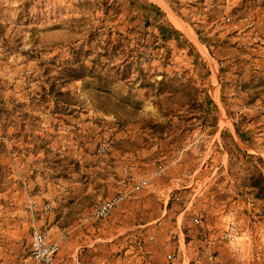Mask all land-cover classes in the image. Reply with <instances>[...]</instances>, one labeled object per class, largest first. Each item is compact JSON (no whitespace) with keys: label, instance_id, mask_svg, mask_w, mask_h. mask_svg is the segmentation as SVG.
I'll use <instances>...</instances> for the list:
<instances>
[{"label":"rangeland","instance_id":"1","mask_svg":"<svg viewBox=\"0 0 264 264\" xmlns=\"http://www.w3.org/2000/svg\"><path fill=\"white\" fill-rule=\"evenodd\" d=\"M153 2L0 0V264H39L35 229L87 233L82 219L169 196L163 230L115 232L106 259L149 264L157 238L170 264H264V204L242 197L264 180V0ZM70 63L93 74L66 83Z\"/></svg>","mask_w":264,"mask_h":264},{"label":"crops","instance_id":"2","mask_svg":"<svg viewBox=\"0 0 264 264\" xmlns=\"http://www.w3.org/2000/svg\"><path fill=\"white\" fill-rule=\"evenodd\" d=\"M152 1H154L153 4L156 5V1L158 2L159 0H152ZM157 5L159 7V4ZM164 11L166 13V10ZM146 15L148 14L146 13ZM171 16H173L172 12L170 13V18ZM172 23L174 24L173 21ZM175 26L173 28L174 32L175 34L179 35V33H181L179 29L181 30H184V29H182L179 26L178 27L177 26L175 27ZM156 30H157L158 36L161 39L170 40L169 37L167 36L169 33V30L167 28L159 26V28H157ZM185 30L190 33V29L186 28ZM201 47L205 48L206 51L208 52L205 46L201 45ZM204 60L207 61L206 58ZM180 175L181 174H179V176ZM175 177L178 178L177 176ZM156 178H159V177H155V180H157ZM189 180H191V178H189L188 181ZM177 181L178 179H175V178L171 179V181L169 182V186L172 185L174 187ZM192 184H193V181L190 182L189 185L184 186L183 188L189 189ZM246 190H248L249 193L247 195H243L242 197L246 198L247 196H250L252 198L256 196L257 199L255 200L253 198L252 201L257 204L258 203L264 204V192H261L259 190V187L258 188L250 187V188H247ZM153 191L155 192L154 197L157 198V200H160V197H161L160 195H164L163 193H166V191H163L158 188ZM125 196L127 200V197H128L127 192H125ZM244 201H246V199H244ZM161 202L162 203H157L155 205L153 204V206H148L151 209V211H148V213H146L145 207L142 205L143 203L142 200H141V204H137L136 201H131V200L127 201L126 204L122 205L120 208L115 209L114 215L115 214L116 215L114 219L110 220V222L108 223L94 222V223L89 224L90 220L85 221L84 219H82L81 220L82 224L89 225V226H86L87 233H84V231L76 230L75 227L73 226L66 230L64 229L60 230L59 227H56V229H59L60 231L56 232V235L54 236L55 238H57L59 234L63 232L67 233L69 236H68V241L66 244L67 246L65 245L63 250L59 253L55 264H80L79 261L80 260L84 261V259L87 258L88 255L94 256V260H99L95 264H146L145 262H143L142 257L138 256V254L133 255L129 258H125L123 262H121L120 260L106 259L111 254L109 252L111 249L107 247L108 246L107 241H111V237L114 236V233L121 229L131 230V231L134 230L135 234L136 233L137 234L146 233V234H152V235L155 232H159L158 231L159 229L163 230L162 226L167 225V220L172 212L173 199L169 196L168 200L166 201L161 200ZM186 210L187 209H182V210H179L178 213H176L178 214V216H180L179 221L181 225L182 223L185 224L183 218H184V213L186 212ZM261 212H264V210L262 209ZM142 215L143 217H141ZM158 240L159 239L156 238L153 243L151 244L149 243V246H148V249L150 252V256H149L150 263L149 264H170V262L167 261L166 257L162 253L163 244L161 243L159 244ZM84 244L87 247H91L89 250L85 251V254H83V250L81 251V246ZM168 253L170 252L168 251ZM101 256L105 258L103 261H101V259H96ZM174 257H176V254L170 255L169 259L171 260ZM180 260L181 259L179 257V259H176L173 261V264H187L186 258L183 259V263H181Z\"/></svg>","mask_w":264,"mask_h":264},{"label":"bare ground","instance_id":"3","mask_svg":"<svg viewBox=\"0 0 264 264\" xmlns=\"http://www.w3.org/2000/svg\"><path fill=\"white\" fill-rule=\"evenodd\" d=\"M177 25L182 29H186L187 26L180 20L176 21ZM202 53L210 64L214 76L217 74L216 62L211 58L205 48H202ZM213 90V89H212ZM213 93L217 95V88ZM108 150V146H103L100 152L105 153ZM159 174L164 173V170H160ZM124 199V194L119 193L113 198L108 199L97 207H94L91 212V216L98 219L107 218L117 205H119ZM52 208L47 206L43 209L46 213H50ZM37 228V227H36ZM68 241V234L63 232L59 234L57 238H52L46 231L35 229L32 233V258L39 264H54L58 258L59 253L63 250ZM67 246V245H66Z\"/></svg>","mask_w":264,"mask_h":264},{"label":"trees","instance_id":"4","mask_svg":"<svg viewBox=\"0 0 264 264\" xmlns=\"http://www.w3.org/2000/svg\"><path fill=\"white\" fill-rule=\"evenodd\" d=\"M155 9L158 12H160V9H158V8H155ZM73 65H74V63H70L68 65V67L66 68V70H67L66 83H69L72 81H83L87 77H90V75L93 74V68H89L85 64H81V65H78L76 67H74ZM164 85H165V82H163V81L160 82L159 83V90L163 89L162 86H164ZM52 87H54V86H52ZM50 92L52 93V92H54V90L51 89ZM56 93L59 96H65V93L59 92V90ZM259 190L261 192H264V180H263V183L260 184Z\"/></svg>","mask_w":264,"mask_h":264}]
</instances>
